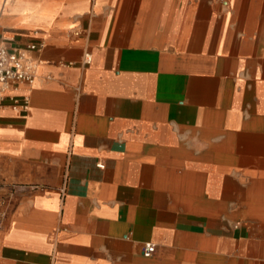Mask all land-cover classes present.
<instances>
[{
  "label": "crops",
  "instance_id": "obj_1",
  "mask_svg": "<svg viewBox=\"0 0 264 264\" xmlns=\"http://www.w3.org/2000/svg\"><path fill=\"white\" fill-rule=\"evenodd\" d=\"M0 44V264H264V0H0Z\"/></svg>",
  "mask_w": 264,
  "mask_h": 264
},
{
  "label": "built area",
  "instance_id": "obj_2",
  "mask_svg": "<svg viewBox=\"0 0 264 264\" xmlns=\"http://www.w3.org/2000/svg\"><path fill=\"white\" fill-rule=\"evenodd\" d=\"M37 45H29L26 48H9L0 44V103L3 99V91L11 84L31 86L36 80L39 62L35 60L30 52L38 50ZM90 57L88 61H90ZM100 167H103L100 165ZM6 202L0 199V222L5 218ZM153 244H145L146 255L155 253Z\"/></svg>",
  "mask_w": 264,
  "mask_h": 264
}]
</instances>
